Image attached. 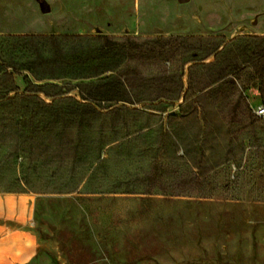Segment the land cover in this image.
<instances>
[{
	"label": "rangeland",
	"instance_id": "rangeland-1",
	"mask_svg": "<svg viewBox=\"0 0 264 264\" xmlns=\"http://www.w3.org/2000/svg\"><path fill=\"white\" fill-rule=\"evenodd\" d=\"M26 32L210 35L211 44L223 38L217 49L226 42L216 62L237 65L235 79L208 96L221 100L222 114L205 123L194 114L172 121L175 156L186 148L191 160L172 161L178 195L140 193L157 189L142 179L149 149L161 138L152 130L141 139L151 146L138 139L124 143L122 155L110 152L106 183L117 180L119 191L133 193H45L32 224L37 251L26 264H264V115L253 110L264 104V91L253 86L264 68V0H0V34ZM24 73L13 74L19 88ZM66 94L79 98L77 88ZM19 103L31 110L39 104L21 96L0 100V189L16 188L10 181L19 157L23 180L63 190L64 167L50 177L54 163L25 162V154L11 152L15 144L45 147V116L20 115ZM200 151L196 176L190 164Z\"/></svg>",
	"mask_w": 264,
	"mask_h": 264
},
{
	"label": "trees",
	"instance_id": "trees-1",
	"mask_svg": "<svg viewBox=\"0 0 264 264\" xmlns=\"http://www.w3.org/2000/svg\"><path fill=\"white\" fill-rule=\"evenodd\" d=\"M211 38L202 34L1 33L0 100L11 101L14 96L37 100L35 110L19 103L16 112L45 116V147L15 144L11 152L16 157L25 154V162L54 163L50 177L64 167L63 190L45 193H133L119 191L117 180L106 183L110 152L122 155L124 143L138 139L151 146V141L141 139L156 130L161 138L149 149L150 168L142 179L146 186L156 183L157 189L151 192L149 187L140 193L178 195L170 181L172 161L191 160L186 148L180 157L175 156L172 121L194 114L205 123L210 115L222 114L221 100L208 96L220 90L222 81L235 79L231 70L237 65L228 66L229 59L216 62L226 42L217 49L223 38L212 44ZM210 55L213 59L205 61ZM207 66L212 68L204 72ZM21 70L26 73L19 88L13 84V74ZM194 75L199 79L195 81ZM255 75L260 80L253 86L264 91V68ZM72 88H77L79 98L66 94ZM139 154L143 153L135 155ZM202 157L203 152H198L190 164L196 176L202 174ZM94 180L98 181L93 184Z\"/></svg>",
	"mask_w": 264,
	"mask_h": 264
},
{
	"label": "crops",
	"instance_id": "crops-1",
	"mask_svg": "<svg viewBox=\"0 0 264 264\" xmlns=\"http://www.w3.org/2000/svg\"><path fill=\"white\" fill-rule=\"evenodd\" d=\"M21 159V157H20ZM13 189H0V264H26L35 254L38 238L32 229L37 202L45 198L44 185L23 180L16 158Z\"/></svg>",
	"mask_w": 264,
	"mask_h": 264
},
{
	"label": "built area",
	"instance_id": "built-area-1",
	"mask_svg": "<svg viewBox=\"0 0 264 264\" xmlns=\"http://www.w3.org/2000/svg\"><path fill=\"white\" fill-rule=\"evenodd\" d=\"M254 112L259 115L263 116L264 115V104L260 102H256L253 107Z\"/></svg>",
	"mask_w": 264,
	"mask_h": 264
},
{
	"label": "water",
	"instance_id": "water-1",
	"mask_svg": "<svg viewBox=\"0 0 264 264\" xmlns=\"http://www.w3.org/2000/svg\"><path fill=\"white\" fill-rule=\"evenodd\" d=\"M180 1H183V0H180ZM41 9H42L43 11H48V5H47L45 2H42V4H41Z\"/></svg>",
	"mask_w": 264,
	"mask_h": 264
}]
</instances>
